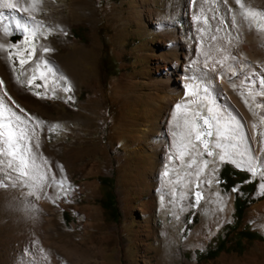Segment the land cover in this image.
I'll use <instances>...</instances> for the list:
<instances>
[{"label":"rangeland","instance_id":"rangeland-1","mask_svg":"<svg viewBox=\"0 0 264 264\" xmlns=\"http://www.w3.org/2000/svg\"><path fill=\"white\" fill-rule=\"evenodd\" d=\"M222 2L232 4L230 11L223 10ZM233 15L237 27L232 25ZM6 18L1 16L0 23L7 24L10 19ZM35 19L54 26L41 29L47 38L41 36L39 43L49 41L58 47L59 60L74 68L78 83L46 73L49 90L36 88L45 83L34 71L39 49L23 69L19 65L12 69L26 91L47 103L42 133L46 148L53 147L57 156H40L37 168L42 165L48 179L44 160L50 165L55 162L52 173H59L62 166L59 175L69 191L59 199L50 198V205L59 210L50 221V230L55 229L46 234L39 231L38 222L24 216L21 206L5 209L0 215V264H264V210L260 208L264 203V86L260 83L264 70L259 71L260 64L255 71L249 70L248 63L256 56L250 48L252 34L257 36V48L264 49V0H44ZM28 25V33H19L26 39L21 40L14 59H28L22 49H31L37 42L31 22ZM159 26L165 27L160 30ZM77 27L84 29L86 40L75 36L72 29ZM217 27L221 30L216 31ZM213 35L216 40L211 39ZM90 49L92 56L87 53ZM105 50L117 63L112 74L104 68ZM237 62L247 67L243 84L229 77V90L214 91V98L203 93L202 74L221 72ZM28 68L29 73L24 71ZM168 73L178 89L164 82ZM33 74L37 78L29 86L27 79ZM65 87L70 91H63ZM177 104L182 106L179 112ZM249 118L256 125L257 139ZM237 126L243 129L234 136ZM144 127L151 136L152 144L144 143L148 148L167 147L154 156L149 185L140 186L136 176L144 174L141 167L147 160L134 152L133 136L141 135ZM209 130L211 136L206 134ZM200 132L205 135L197 140ZM205 140L211 156L204 149ZM193 159L196 164L189 168ZM203 161L208 162L206 166ZM226 164L249 172L245 183L257 180L253 194L243 193L242 183L226 188L221 178ZM35 173L24 176L35 178ZM113 173L119 221L108 216L100 202L103 191L98 177ZM12 191H1V198H20L30 192L27 186L21 194ZM236 193L252 200L239 230L250 229L261 238L240 239L227 228L236 221ZM228 232L225 249L215 257L199 259V252L213 238L215 248ZM237 240L242 244L237 245Z\"/></svg>","mask_w":264,"mask_h":264},{"label":"bare ground","instance_id":"bare-ground-1","mask_svg":"<svg viewBox=\"0 0 264 264\" xmlns=\"http://www.w3.org/2000/svg\"><path fill=\"white\" fill-rule=\"evenodd\" d=\"M3 3H19L21 6L20 8L14 9V10L0 9V17L1 16H6V17L9 16V18H12L10 20H6L7 24H5V26H7L8 24H12L13 25L12 30L14 31L15 30L14 23L16 20H19L22 24H24L27 21V26H28L27 33H28L29 32L28 22H31V21H28V14L26 12L22 11L21 9L25 8V7H29L32 3H36L38 5L37 9L41 8L42 5L44 4V0H0V5H2ZM222 8L225 11H229L230 8H232V4L229 7L228 5H226L225 3L222 2ZM37 9L33 13L35 15V18H36ZM238 19L239 20L241 19L240 15H238ZM241 21L243 22V20H241ZM164 27L165 26H159L160 30L161 29L163 30ZM256 40H257L256 34H252V36L250 37V41H252V46L250 48L253 49L254 51L256 50V56H253L250 59V61H248L249 65H251V67H252L249 70L256 69L255 68L256 65L260 64V66L262 68H260V70L257 68V70H259L261 72L262 69L264 70V63H263L264 62V49L260 50L257 48V46L255 44ZM6 41H7V37H0V44L3 42V44H5V46H7ZM168 41H171V40L169 39ZM42 44L50 49V51L47 54H44V58L50 62L48 66L53 67L54 73L56 75H59L60 73H62L63 76H65L67 79L78 83L79 77H78L76 71L74 70V68L69 67V66L66 67V65L59 60L58 54H60V51H59L58 47L56 45H52L49 41H45ZM171 46H173L174 50H177L176 49L177 48L176 43L175 44L173 43ZM241 50H240V52H241ZM87 53L89 56L90 55L92 56L93 49L88 50ZM40 56H41V50H39V54H38V57H40ZM239 63L240 62L231 64L221 72H218V70L217 71L212 70V71L206 72L204 74L201 73L202 75L200 76V79L203 82L200 81L201 84H199V86L201 85V89H202L203 93L207 94L209 97H212L214 91L216 92V90H220L222 88L226 89V91L229 90L230 89V84H228L229 77L232 78L233 81H236L238 83H242L245 79V76H246V68L247 67H244V66L240 65ZM179 65H180V62L176 60L175 66L178 67ZM29 68H28V70L30 71ZM56 69H59L58 73L56 72ZM40 70L47 73L46 67H42ZM29 71L27 73H29ZM48 75H51V74H48ZM173 79L174 78L172 76V73L171 74L168 73L164 82L166 83V85L168 87L173 88V89H175V88L178 89L179 84L174 82ZM0 80L3 81V83L0 84V122L3 120V118L5 116L10 115V113L5 111L4 105H7L8 107L12 108L13 111L17 112V114H21L20 109L15 107L16 104H18L21 108L26 110L27 113L35 114V116L33 117V120H35L36 118H39L44 122V115H43L42 111L44 110V106L47 105V103L45 101H42V100L35 98L30 92L25 90L23 85L17 79V75L13 72L11 62L8 60L7 56L4 54H0ZM205 81L210 82V85L212 84L211 85L212 87L209 86L210 87L209 88L206 85ZM5 91L7 92V96L4 95ZM8 97H11V99H8ZM212 98H214V97H212ZM212 98H210V99H212ZM161 99H164V97H161ZM166 101H167V103H169L172 101V99L168 97V98H166ZM158 105L160 106V103H158ZM244 113H245V110H244ZM247 115L248 114H246V116ZM248 121H249V125L252 127L253 137L255 139H257L256 125H255V123L252 122V120L250 118L248 119ZM45 129H46V125L43 123V125L37 130V136H38V141H39V145H40L39 150H38L39 156H47V155L57 156L56 151L53 147L49 146L48 148H46V146H45V144L47 142V138H45V136L42 133L45 131ZM242 129H240V131H242ZM141 132H142L141 135H138V136L132 135L133 139L135 138L134 139L135 141L133 143V146H134L133 150H134V152H136V154H139L143 158L146 157L145 159L147 160V163H144L143 167H141L144 171V174H142V175L138 174L136 176V178H137V181L140 184V186H142L143 184L147 186L151 182V180H150L151 175L150 174L154 172V168H155L154 167L155 166V162H154L155 160H153L154 156L156 155V153L160 149L166 148L167 145L164 144V146H163V145L157 144L155 146H152V148L151 147L148 148L147 145L144 143L149 142V144H152V142H150L151 136H149L147 134L146 127H144L141 130ZM154 133H156V131H154ZM157 135L159 136L160 134H157ZM136 138H140V139H136ZM128 145H132V144L128 143ZM255 145H256V143H255ZM59 148H61V147H59ZM36 151L37 150L35 148H33V152H36ZM180 153L181 152H178L177 154H180ZM155 158H156V156H155ZM5 159L6 160H3L0 162V177H3V179H0V192L4 191L5 189L9 190V188H10L11 191H12V189H14V191H12V192H15L18 195V194H21V189L24 188L25 186L28 187L30 192H26V193H23L22 195L18 196L20 198H16V196L14 195L13 198L10 200L3 199V198H1L2 195H0V215H2V213L5 211V209L9 208V209L15 210L14 208H16V205H19L23 209L25 217L33 218L34 222H38L40 224V227H39L40 230L39 231L46 234V233H49L50 231L54 230L55 227L52 230H50V221H53L52 214L56 215L57 210H59V209H54V206L50 205V201H51V199L52 200L54 199L56 191L50 187H47V188L38 187L37 181L35 178H33L34 176H32V175H30L28 178H25L24 175H21L18 172H11V170L9 169V166H8V160L11 159V157H5ZM158 165L160 166L159 163H158ZM40 167L41 168H38L39 170L36 171L35 177H43L44 178L45 169H43L44 167L42 165ZM9 173H11V174L9 175ZM16 177H18V180L16 182H14V178H16ZM45 180H47V178ZM9 185H11V186H9ZM7 193H8V191H7ZM3 194L6 195L4 192H3ZM8 195L10 196L11 193ZM1 200H3V201H1ZM62 207H64L63 204L61 205V208ZM260 208L264 210V203L261 204ZM2 209H4V210H2ZM48 215H49V217H48L49 221L47 219ZM47 222H48V224H47ZM44 234H43V236H44ZM50 246H51V243H50ZM47 249H45L46 252L49 251ZM45 251H44V255H46ZM42 259H44V258H42ZM28 261L29 260H27V262Z\"/></svg>","mask_w":264,"mask_h":264},{"label":"snow or ice","instance_id":"snow-or-ice-1","mask_svg":"<svg viewBox=\"0 0 264 264\" xmlns=\"http://www.w3.org/2000/svg\"><path fill=\"white\" fill-rule=\"evenodd\" d=\"M19 3H3L0 5V9H7V10H14L20 8ZM38 5L36 3H32L29 7L22 8L21 10L26 12L28 14V21H31V28L32 32L31 35L36 38V44L29 48H23L22 50L27 53L28 59L23 58H15V50L20 45V40L26 39L25 36L19 35V33H27L28 26L27 21L22 24L19 20H16L14 23L15 30H12L13 25L8 24L5 26L3 23H0V37H7L6 44H0V54H4L7 56L8 60L12 62L13 68H15L17 65L20 66L21 69L24 68V65L29 64L31 62V59L35 56L37 50H41V56L36 58V63L34 66V71L39 73V78L41 80H44V85L36 84V88H40L41 86L45 87L46 92L49 90L47 85V74H53L54 69L49 65V61L44 58V54H47L50 49L43 44L39 43V38L43 36L44 39L47 38L46 34L41 32V29L44 27H54L51 25H44L42 21H36L35 15L33 14ZM230 11V10H229ZM6 19H12V18H6ZM218 17L215 15L212 17V20H217ZM247 19V17H245ZM197 20L199 21V17H197ZM225 25L227 24V21H221ZM205 24H208V19L205 18L204 21ZM232 25L233 27H237V20L235 15L232 17ZM202 32L204 31L203 28L200 29ZM221 29L219 27L216 28V31H220ZM18 36L17 39H12V37ZM212 40H216L217 37L213 35L211 37ZM227 57H225L226 59ZM42 67H46V72L41 71L40 69ZM25 72H28L29 70L25 69ZM56 72H59V69H56ZM37 76L33 74L31 78L27 79V84L31 86ZM57 79L63 80L64 76L62 73L59 74ZM251 79V77H249ZM3 81L0 80V84H2ZM261 85L264 86V79H261L260 81ZM191 85H189V94H193L191 91ZM63 91L67 92L70 91L69 87H65L62 89ZM51 92L53 95L56 93V89H51ZM38 96L43 97L45 93H35ZM4 95L7 96V92H4ZM8 99H11V97H8ZM68 99H71V97H68ZM247 104V101H245ZM16 108L20 109V113L17 114V112L13 111L12 108L8 107L7 105H4L5 111L10 113L9 116H5L3 118V122H0V155L4 157H11V159L8 160V166L11 172H18L21 175H29L32 172L38 171L37 168V160L40 158L39 156V141L37 136V130L43 125V121L39 118H36L33 120V117L35 114L27 113L26 110L21 108L18 104L15 105ZM177 112L181 110V105L177 104L176 106ZM175 122V119H174ZM204 124L208 125L209 121L207 118L204 119ZM208 136L212 135V132L209 130L206 133ZM240 134V126H237V128L233 129V135L238 136ZM205 135V132H200L197 134L196 139L200 140L202 136ZM205 151H207V154L209 156L213 155L212 151L208 150V143L207 141H202ZM217 147L219 144L216 145ZM193 149L196 148L195 145H192ZM33 148H35L37 151L34 153ZM197 153L199 155H203L202 153H199L197 150ZM221 160L225 159V156L220 157ZM44 165L47 166L48 172L50 173V176L47 180H45L43 177H35L37 181V186L42 188H53L56 191L55 199H59L61 195L66 196L67 192L69 191V187L65 184L64 178L59 175V173L63 172V167L59 166V173H52L51 169L53 166H55V162L53 164H49L47 160L43 161ZM207 161H203V164L206 166ZM194 164H196V160L193 159L192 162L188 165L189 168H191ZM249 169L254 168V164L252 161L248 162ZM11 173H9L10 175ZM255 175V172H253ZM168 173L165 172V176H167ZM197 175H199V172H197ZM262 176H264V173H261ZM0 179H3V177H0ZM18 180V177L14 178V182ZM11 186V185H9ZM195 197L198 199L200 198L201 194L199 191H197L195 194Z\"/></svg>","mask_w":264,"mask_h":264},{"label":"trees","instance_id":"trees-1","mask_svg":"<svg viewBox=\"0 0 264 264\" xmlns=\"http://www.w3.org/2000/svg\"><path fill=\"white\" fill-rule=\"evenodd\" d=\"M72 31L75 34V36L79 37L82 40H86L87 37L84 33L83 28L81 27L73 28ZM104 44L106 45L105 42ZM103 62H104V68L107 71H109L110 74H112L113 73L112 70L116 68L117 63L113 59V57L109 54V51L107 52V50H105L104 52ZM114 177H115L114 173L112 175H102L98 177L99 181L101 182V187L103 191V196L100 199V202L103 208L105 209L106 213L108 214V216L111 215L114 217L116 221H119L121 214L117 206L116 195L114 192V186H113ZM221 178L223 180H226L225 186L227 189H231L236 184L242 183L240 190L243 193H247L248 196L254 193L257 184L256 179L245 183V181L250 178V173L247 171L234 169L230 166V164H226L222 168ZM248 196L244 197L243 195L236 193V197L234 201V206H235L234 217L236 218V221L234 222V224H228L227 228H230L231 231L236 232L237 235H239L240 239L246 238L248 240H254L257 238H261V236L257 232H254L247 228L239 230L245 211L252 201L249 199ZM263 197L264 196H262V198ZM229 236L230 234L228 232L225 238L219 239L215 248L212 247V242L214 239L213 238L212 241L209 243L208 248L205 251L199 252V259L201 260V259H208L215 257L220 251L225 249L226 243L229 242L230 240ZM236 244L241 245L242 243L241 241L237 240Z\"/></svg>","mask_w":264,"mask_h":264},{"label":"water","instance_id":"water-1","mask_svg":"<svg viewBox=\"0 0 264 264\" xmlns=\"http://www.w3.org/2000/svg\"><path fill=\"white\" fill-rule=\"evenodd\" d=\"M19 35H20V34H18V36H19ZM18 36H14V37H12V39H17ZM20 42H21V40H20Z\"/></svg>","mask_w":264,"mask_h":264}]
</instances>
